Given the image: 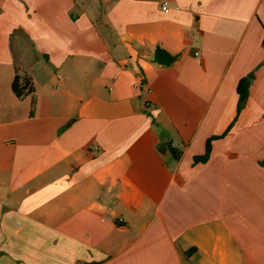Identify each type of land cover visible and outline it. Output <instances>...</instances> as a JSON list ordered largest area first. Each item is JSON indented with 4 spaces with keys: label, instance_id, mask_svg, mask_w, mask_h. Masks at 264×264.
<instances>
[{
    "label": "crops",
    "instance_id": "1",
    "mask_svg": "<svg viewBox=\"0 0 264 264\" xmlns=\"http://www.w3.org/2000/svg\"><path fill=\"white\" fill-rule=\"evenodd\" d=\"M263 37L264 0H0V264H264Z\"/></svg>",
    "mask_w": 264,
    "mask_h": 264
},
{
    "label": "trees",
    "instance_id": "2",
    "mask_svg": "<svg viewBox=\"0 0 264 264\" xmlns=\"http://www.w3.org/2000/svg\"><path fill=\"white\" fill-rule=\"evenodd\" d=\"M176 59V55H173L163 49L160 46H157L154 51L153 61L158 64L167 66L174 62ZM250 78L249 76L241 77L236 85V92L238 95V102H237V114L240 112L243 104L245 103L247 96H248V88H249ZM11 89L14 94L18 98L25 97L30 95V112H33L35 107L36 99H35V87L32 81V78L27 75L26 73H15L11 82ZM216 135L209 137L205 143V151L201 155H195L193 157V162H205L209 158L210 150H211V140L216 138ZM169 150L171 153L178 157L176 149L169 146ZM259 165L264 167V157L258 161Z\"/></svg>",
    "mask_w": 264,
    "mask_h": 264
},
{
    "label": "built area",
    "instance_id": "3",
    "mask_svg": "<svg viewBox=\"0 0 264 264\" xmlns=\"http://www.w3.org/2000/svg\"><path fill=\"white\" fill-rule=\"evenodd\" d=\"M162 9L164 10V11H168V3L166 2V1H164L163 3H162ZM263 40H264V37H263ZM134 85L135 86H137V87H141V86H144L143 84H141L140 82H136V83H134ZM144 89L146 90V91H150V88H148V87H144ZM146 104H147V106H149V102H146Z\"/></svg>",
    "mask_w": 264,
    "mask_h": 264
}]
</instances>
